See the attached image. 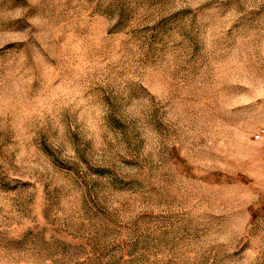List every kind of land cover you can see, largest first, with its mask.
<instances>
[{"label":"rangeland","instance_id":"1","mask_svg":"<svg viewBox=\"0 0 264 264\" xmlns=\"http://www.w3.org/2000/svg\"><path fill=\"white\" fill-rule=\"evenodd\" d=\"M0 264H264V0H0Z\"/></svg>","mask_w":264,"mask_h":264}]
</instances>
